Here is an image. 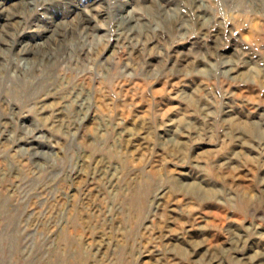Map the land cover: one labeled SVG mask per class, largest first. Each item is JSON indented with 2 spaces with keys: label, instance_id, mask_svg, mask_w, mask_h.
Returning a JSON list of instances; mask_svg holds the SVG:
<instances>
[{
  "label": "rangeland",
  "instance_id": "1",
  "mask_svg": "<svg viewBox=\"0 0 264 264\" xmlns=\"http://www.w3.org/2000/svg\"><path fill=\"white\" fill-rule=\"evenodd\" d=\"M0 264H264V0H0Z\"/></svg>",
  "mask_w": 264,
  "mask_h": 264
},
{
  "label": "bare ground",
  "instance_id": "2",
  "mask_svg": "<svg viewBox=\"0 0 264 264\" xmlns=\"http://www.w3.org/2000/svg\"><path fill=\"white\" fill-rule=\"evenodd\" d=\"M251 134V133H250Z\"/></svg>",
  "mask_w": 264,
  "mask_h": 264
}]
</instances>
